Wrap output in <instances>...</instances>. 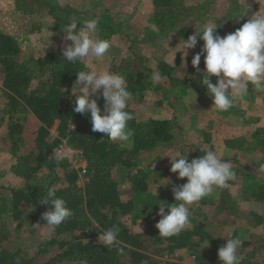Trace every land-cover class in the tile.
Wrapping results in <instances>:
<instances>
[{
    "label": "rangeland",
    "instance_id": "1",
    "mask_svg": "<svg viewBox=\"0 0 264 264\" xmlns=\"http://www.w3.org/2000/svg\"><path fill=\"white\" fill-rule=\"evenodd\" d=\"M186 3L196 6L197 11L195 15L192 13V17L195 18L196 12L198 17L193 24L181 17L180 23L176 26L170 24V27L164 28L163 32L159 33L152 22L156 10L153 0H0V32L14 38L23 53L21 60L35 68V61L48 53L55 55L58 60L62 58L63 49L70 43L64 39L63 30L72 19L83 21L98 18L97 35L100 38L104 39L101 36L104 26L110 25L115 28L107 38L111 42V47L103 58L81 59L86 70L90 71L95 67L98 72L109 71L112 64L133 58L129 71L136 72L137 68H141V78L148 79L153 71H157L158 66L164 63L172 69L170 74L173 82L174 78L179 82L187 76L193 80L197 78L204 69V63L202 55L199 69L192 67V57L201 50L202 45H196L195 48L187 50L185 56L182 39L187 38L177 36L175 31L186 25L189 27L190 24L189 32L194 33L195 28L211 22L217 27V33L223 37L241 27L256 12L264 14V0H186ZM64 8H70L71 13L67 15L65 12L60 13ZM158 12L160 13V10ZM79 21L77 28L80 27ZM212 78L216 80L215 77ZM37 83L33 80L31 88L36 87ZM157 84L160 86L159 89L151 85L143 92L141 100L136 95L134 98L130 97L128 102V108L134 111L136 118L140 121L175 118L177 124L173 129L174 138L170 144L157 145L153 151L142 153L138 160L140 168L150 169L147 179L149 194L134 196L127 181L124 180L126 172L118 167L111 171V178L118 184L122 199H133L135 203L134 211L121 219L122 224H125L134 234L139 235L145 246L149 244L146 240L149 233L156 229L155 224L160 219L157 215L158 206L155 204L159 202L158 200L169 204L174 203L172 188L177 186L175 181L177 174L170 172L171 165L168 157L171 158L178 152H187V158L190 161L202 155L201 152L213 150L225 161L233 164L239 162L248 166L264 180V166L261 165V154L258 150L228 149L225 145L226 140H234L241 146L244 140H251L249 133L252 132V126L254 129L264 127V91H256L251 86L253 89L249 90L244 100L237 102L228 112H217L211 109L213 102L207 92L205 93L206 90L201 91L206 88L200 81L197 85L190 87L193 92L188 88L186 94H182L180 91L182 88L179 89L166 78ZM72 87L67 90L69 96H72ZM168 92L169 95H167ZM7 94L1 87L0 73V188L18 190L24 187L25 181L15 177L11 172V167L16 161L10 152L9 127L11 123L21 126L18 135L20 141L17 145L19 150H22L25 144L33 143L40 123L23 105L20 104L17 109H13ZM164 96L168 97L166 99L169 103H166ZM57 127L58 123L55 122L49 130L50 139L56 138ZM117 143L122 147L130 146L129 142ZM83 167L87 170L86 160L83 162ZM69 170L76 173L70 167ZM55 171L57 172L55 189L65 187L64 171L61 169ZM41 172V175L31 181L32 184L47 182L45 178L51 172L46 167H43ZM85 182V176H78L80 187H83ZM235 191V188L230 189L232 194H235ZM1 195H4L7 200L10 198L5 191H2ZM149 195L156 199L150 200ZM212 195L215 196L216 193ZM236 202L230 224L222 228L209 227V229L214 232L215 239L236 233L235 237L241 242L245 240L249 243L244 248L240 245L238 249V255L242 257L241 264H264V224L256 226L251 216L254 212L261 213L264 210V204L241 200ZM165 211L167 212V209ZM10 215L5 220L7 226L1 227V232L8 235L7 248L22 249L24 256L33 258L35 263L52 259L60 252V246L57 243L47 245L44 252L38 253L40 246L50 240L62 241L65 244L71 241L68 233L57 235L46 223L32 224L25 219L27 213L21 216L19 222L11 221ZM193 221L198 220L195 217ZM192 228L193 223H190L181 232L191 231ZM93 241L99 243L97 238ZM209 245L204 242L198 253L207 252ZM2 246H6V242ZM166 246V244L161 245L164 250L161 256L152 254L153 246L144 250L143 252L150 256L147 264H195L193 253H189L186 248L165 250ZM122 261L123 264H133L128 256H124ZM64 264H78V262L65 261Z\"/></svg>",
    "mask_w": 264,
    "mask_h": 264
},
{
    "label": "trees",
    "instance_id": "2",
    "mask_svg": "<svg viewBox=\"0 0 264 264\" xmlns=\"http://www.w3.org/2000/svg\"><path fill=\"white\" fill-rule=\"evenodd\" d=\"M153 4L156 10L152 22L159 33L171 25L176 26L180 23L181 17L186 18L185 20L192 24L198 17L197 12L195 18L192 17V13L195 15L197 11L196 6L187 4L186 0H153ZM70 11V8H64L60 13L65 12L67 15L71 13ZM189 27H191L190 24ZM189 27L186 25L174 33L179 37L187 38L195 33L189 32ZM114 29L110 25L104 26L101 36L107 39ZM200 29L201 27H197L194 31ZM197 45H203V41L198 40ZM22 55L14 38L0 32L1 87L8 93L13 109H17L20 104L23 105L40 123L33 143L25 144L22 150H19L17 145L20 141L18 135L21 126L11 123L9 127L10 152L16 161L11 167V172L15 177L23 179L25 185L18 190L0 188V194L5 191L10 197L7 200L4 195L0 196V264H64L65 261L74 260L78 264H123L124 256H128L133 264H147L150 256L143 251L153 246L152 254L161 256L164 252L161 247L163 244L167 245L165 250L186 248L189 253H193L195 264H220L217 256L218 248L225 243V240L236 238V233L215 239L214 232L209 227L222 228L230 224L237 200L264 204V180L248 166L239 164V162L231 163L236 172L235 180L229 181L225 188L216 189L215 196L205 197L190 206L191 223H193L191 231L180 232L179 235L170 238H162L155 229L149 233L146 239L149 244L145 246L139 235L134 234L125 224H122L121 219L134 211L135 203L133 199H122L118 184L111 178V171L118 167L126 172L124 180L127 181L134 196L148 195L147 179L150 169L140 168L138 160L142 153H149L157 145H167L173 141V129L177 125L175 118L140 121L136 118L134 111L127 108V111L134 116V119L128 122L133 136L129 142L130 146L122 147L117 142L109 141L104 133L93 132L90 116L73 111L74 98L68 95L67 90L76 80V72L86 70L81 60L71 63L64 61L63 56L58 60L55 55L48 53L38 58L35 61V68H32L28 62L21 60ZM131 60L134 59L129 58L118 64H112L109 71L123 74L131 97L138 95L141 100L143 92L151 85L155 89H159L160 86L152 83L151 76L148 79L141 78V68H137L136 72H130ZM158 70L164 79L170 80L179 89L182 88L180 89L182 94H186L188 88L197 85L200 81L199 75L194 80L187 76L179 82L174 78L173 82L170 74L172 69L164 63L158 66ZM39 78L43 80H38ZM33 80L38 83L36 87L31 88ZM215 81L211 78L212 83ZM251 89L253 88L249 85V90ZM166 97L164 96L166 103H169ZM97 103L103 109L102 97L97 100ZM55 122L58 123L56 138L50 139L49 130ZM251 129L252 132L249 133L251 140H244L241 146L239 142L237 144L234 140H226L225 145L228 149L254 148V151L258 150L261 154V165L264 166V127L254 129L252 126ZM62 141L81 150L84 160L87 161V173L84 175L86 182L83 187L78 185V175L69 170L67 162L52 156L53 149ZM201 153L203 155L204 152ZM43 167L51 172L45 178L47 182L32 184L31 181L42 174ZM56 169L64 171L63 176L66 183L65 187L55 189L56 195L66 201L73 215L56 227L54 232L57 235L68 233L71 241L65 244L62 241L50 240L40 246L38 253L44 252L47 245L57 243L60 246V252L52 259L35 263L33 258L24 256L22 249L7 248L8 235L1 232V227L7 226L5 220L10 214L13 222L21 221V216L27 213L25 219L32 224L45 223L42 214L48 206L42 204L40 199L46 196L48 188L54 187L57 179ZM175 181L179 186L186 183V178L177 179L176 177ZM231 188L236 189L235 194L230 192ZM148 197L150 200L156 199L151 195ZM251 216L256 226L264 224V210L261 213L254 212ZM195 217L198 221L194 222ZM112 226L120 229L118 234L120 243L116 247L107 249L102 244L93 241L100 231ZM5 242L6 246H2ZM204 242H208L210 248L207 252L199 254L198 250ZM247 245L249 243L242 240L241 247L244 248ZM117 247L123 248V255L117 251Z\"/></svg>",
    "mask_w": 264,
    "mask_h": 264
},
{
    "label": "clouds",
    "instance_id": "3",
    "mask_svg": "<svg viewBox=\"0 0 264 264\" xmlns=\"http://www.w3.org/2000/svg\"><path fill=\"white\" fill-rule=\"evenodd\" d=\"M78 21L72 19L64 27V39L70 41L62 51L64 61L76 63L88 57H105L111 42L97 35L98 18L79 21V28ZM216 30L217 27L209 22L186 40L182 39L183 54L186 56L187 50L195 48L198 40L203 41L201 50L193 55L191 65L199 69L203 55L204 69L200 73V82L206 86L213 102L211 109L228 112L248 96L249 85L256 91H264V14L256 12L241 27L223 37ZM212 77L216 78L215 83L211 82ZM150 79L157 84L164 77L157 70L153 71ZM71 92L75 105L73 111L90 116L93 132L104 133L111 142H130L133 132L128 122L134 116L127 111L131 92L123 74L108 70L98 72L95 67L90 71L76 72ZM100 97L104 101L103 109L97 103ZM168 158L170 172L176 173L177 179L186 178V183L172 188L174 203L157 199L159 202L155 205L160 219L155 227L162 238L179 235L191 223L190 206L211 196L216 189L227 187L229 181L236 178L233 165L213 150H207L190 161L187 152H178ZM40 202L48 206L42 218L50 229H55L73 215L66 201L57 197L55 187L48 188ZM119 231L116 226L107 228L99 232L97 240L107 249L116 247L120 243ZM241 243L239 238L225 240L217 251L220 264H241L242 257L238 255ZM117 251L124 254L123 248L117 247Z\"/></svg>",
    "mask_w": 264,
    "mask_h": 264
},
{
    "label": "built area",
    "instance_id": "4",
    "mask_svg": "<svg viewBox=\"0 0 264 264\" xmlns=\"http://www.w3.org/2000/svg\"><path fill=\"white\" fill-rule=\"evenodd\" d=\"M69 149L72 151L69 152ZM52 156L65 160L69 167L76 171L78 176L84 177L87 173V170L83 167L84 157L82 151L69 146L65 141H62L53 149Z\"/></svg>",
    "mask_w": 264,
    "mask_h": 264
}]
</instances>
